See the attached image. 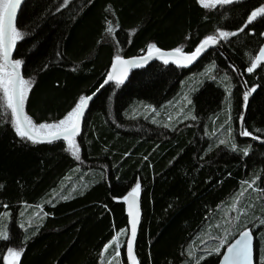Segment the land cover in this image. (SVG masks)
<instances>
[{
    "label": "trees",
    "instance_id": "16d2710c",
    "mask_svg": "<svg viewBox=\"0 0 264 264\" xmlns=\"http://www.w3.org/2000/svg\"><path fill=\"white\" fill-rule=\"evenodd\" d=\"M261 6L21 0L15 20L24 35L12 62L31 83L23 111L36 126L64 119L118 56L144 57L149 45L192 53L208 36L217 46L192 65L159 58L134 66L102 89L73 137L76 155L64 139L18 136L0 89V264L10 249L21 252L18 264H130L123 198L138 182L137 264H217L243 230L255 234V264H264V143L239 127L245 89H255L243 129L264 139V64L247 71L264 41V14L246 22ZM0 65L6 78L2 56ZM185 89L191 118L183 120L167 108Z\"/></svg>",
    "mask_w": 264,
    "mask_h": 264
},
{
    "label": "snow or ice",
    "instance_id": "6c2138e0",
    "mask_svg": "<svg viewBox=\"0 0 264 264\" xmlns=\"http://www.w3.org/2000/svg\"><path fill=\"white\" fill-rule=\"evenodd\" d=\"M67 2V0H65ZM202 6L211 7L215 4H228L233 2V0H199ZM21 0H0V56H2L5 63L8 62L9 56L12 49L15 47L17 41L22 39L23 33L20 32L16 27L15 14L18 6L20 5ZM264 14V6L258 7L256 10L252 11L247 18V24H250L254 19ZM108 31L111 32V26H109ZM239 31H244V28L239 29ZM236 32H219L220 38H227L229 36L236 35ZM217 43L216 36H208L201 44L192 52L190 55L184 56L183 59L188 63H191L195 60L201 52L204 51L206 47L210 44ZM181 49H175L172 53H163L160 49L156 48L155 45L148 46V56L141 57L140 61L144 62L146 59H151L153 55H159L161 59L164 60V63H168L169 60L165 57H171L176 54H180ZM264 60V48L260 50V54L252 61L251 67L247 69L248 72H252L257 68L258 64ZM118 64H128L129 61L121 60L118 56L116 58ZM20 60H15L12 62L13 72L8 73L5 77H0V89L3 90V96L6 101L7 108L11 109L12 116L15 117V131L18 136L22 138H27L33 142H38L37 137L43 135L48 142L52 140L63 138L68 142L69 148L73 150V155H76L79 151L73 137L76 135L79 129L78 118L83 113L84 108L87 106L88 101L91 97H80L78 103L70 111L67 116L60 120L58 123L53 124H42L36 126L33 124L31 119L26 115H23V107L26 100L27 91L31 86L30 81L20 77L19 73L15 69L20 68ZM3 68V65H0V69ZM114 79L113 75L109 74L108 80ZM108 81H105L107 83ZM123 83V79H118L117 84ZM251 91H255L252 89ZM251 91L245 92L244 101L247 103ZM46 129L47 131L41 132V130ZM242 136H251L252 133L245 130L241 133ZM258 139V137H257ZM225 143V141H221ZM233 149H236V145H232ZM244 155L248 154V150H243ZM140 191L139 182L131 190V192L125 196L123 199L129 203V216L131 217V237L127 241V250L130 260V264H137V260L133 253V244L136 236L137 224L139 222V209L137 204V198ZM131 198V199H130ZM118 233L117 235H121ZM0 237L7 238V232H0ZM116 239L115 237L113 238ZM106 248L108 245L105 246ZM214 251H219L215 249ZM21 252L16 250H9L8 257H11L12 260H18ZM119 255V253H117ZM7 259V257H6ZM222 264H253L252 258V233L250 230H244L240 233V238L235 240V243H230L227 245V253L223 257Z\"/></svg>",
    "mask_w": 264,
    "mask_h": 264
},
{
    "label": "water",
    "instance_id": "95a60500",
    "mask_svg": "<svg viewBox=\"0 0 264 264\" xmlns=\"http://www.w3.org/2000/svg\"><path fill=\"white\" fill-rule=\"evenodd\" d=\"M212 46H217L216 43L215 44H210L208 47H212ZM207 48V47H206ZM205 48V49H206ZM264 48V41L263 43L261 44L259 50H258V53L257 55L260 54V50ZM204 49V50H205ZM15 51V48L12 49L11 51V54L9 56V60L7 63H5V61L3 60L4 62V67L8 68L11 72L14 71L13 67H12V54L13 52ZM161 52L163 53H172L173 50H161ZM203 52H201L202 54ZM191 53H183L181 52L180 54H176V55H173L171 57H165V58H171V59H176L184 64H188V65H192L194 64L201 56V54L195 59L193 60L191 63H188L187 61H185L183 59L184 56H187V55H190ZM256 55V56H257ZM148 54L144 57H147ZM117 58V57H116ZM116 58H114L110 64V67H109V70H108V73L104 79V81L102 82L101 86L90 96L88 97H91V99L88 101V104L87 106L84 108L83 110V113L80 115V117L78 118V125H79V129H78V132L76 133V135L81 131V125H82V121H83V118H84V115L89 107V104L91 103L92 99L102 90L104 89L105 87H107L108 85H110L111 83L113 82H117L118 79H126L127 75L129 74V71L132 67L134 66H137V65H141V64H145V63H148L149 61H152V60H155V59H159V55H153L151 59H146V61L144 62H141L140 61V58H124V57H120L121 60H124V61H129L130 63L128 64H118L116 62ZM260 65H263L264 64V60H262L260 63ZM16 72L19 73L20 75V70L19 69H15ZM109 74L113 75L114 79L112 80H108V77H109ZM105 81H108L107 83H105ZM242 82L244 83V80H242ZM244 88H246V86H244ZM245 92H249V90L246 88L245 89ZM249 100H250V95L248 97V101L247 103H245V106H244V109H243V112H242V116L239 120V127H240V134L244 131L243 129V122H244V119H245V114H246V110H247V107H248V104H249ZM23 115H24V111H23V114L21 116V119H23ZM242 136V135H241ZM242 137H245V138H251L253 141H258V142H261V143H264V139L262 138H259L258 136H242ZM258 137V139H257ZM59 139H63L62 137L59 138ZM57 140V139H55ZM37 141L39 142H48L47 139H45L43 137V135L37 137ZM53 141V140H52ZM130 193V192H129ZM128 193V194H129ZM126 194V196L128 195ZM131 199V198H130ZM124 202V208H125V213H126V217H127V226H128V233H127V237H126V241H125V257L127 259V261L130 263V260H129V256H128V250H127V241L128 239L131 237V224H130V220H131V217L129 216V203L126 202L125 200L123 201ZM137 204H138V209H139V222L137 224V229H136V236H135V240H134V244H133V253L135 255V251H134V247H135V242H136V238H137V234H138V229H139V225H140V220H141V209H140V200H139V196L137 198ZM244 231V230H243ZM251 231V230H250ZM242 232V231H241ZM240 232V233H241ZM240 233L230 242V243H235V240L239 239L240 238ZM252 233V258H253V264H255V234L251 231ZM229 243V244H230ZM227 253V246L224 248L223 250V253L218 261L217 264H222V261H223V257L224 255ZM136 258V257H135ZM11 264H18V260H13L11 262Z\"/></svg>",
    "mask_w": 264,
    "mask_h": 264
},
{
    "label": "rangeland",
    "instance_id": "374dc122",
    "mask_svg": "<svg viewBox=\"0 0 264 264\" xmlns=\"http://www.w3.org/2000/svg\"><path fill=\"white\" fill-rule=\"evenodd\" d=\"M158 48V47H156ZM175 49H180V48H175ZM173 49V51L175 50ZM1 74L6 76L7 75V71L6 70H1ZM188 97H187V91L186 89L183 90V94L180 95L179 99L177 102H175L174 104H169L168 105V108H167V111L168 112H173L174 113V116H177L179 114H182V116H180L183 120L185 119H189L191 118V111L189 109V103H188ZM47 131L46 129H43L41 130V132H45ZM3 229V227L1 228V230ZM118 233H115L114 237L116 238L115 240L112 238L110 240V242H108V247L106 248V250H108L110 247L113 248V246H118V243H119V235H117ZM120 244V243H119ZM8 253L9 251H7L4 255H3V258H2V262L4 264H11V262L13 261L11 257H8ZM7 257V259H6Z\"/></svg>",
    "mask_w": 264,
    "mask_h": 264
}]
</instances>
